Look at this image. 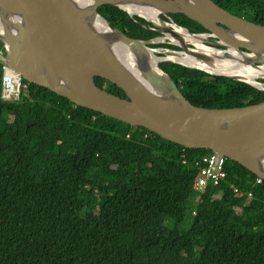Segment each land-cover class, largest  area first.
Here are the masks:
<instances>
[{
	"label": "trees",
	"instance_id": "16d2710c",
	"mask_svg": "<svg viewBox=\"0 0 264 264\" xmlns=\"http://www.w3.org/2000/svg\"><path fill=\"white\" fill-rule=\"evenodd\" d=\"M215 1L264 25V0ZM99 11L131 38L160 34L112 5ZM169 16L189 31L206 30L182 13ZM159 66L195 106L264 100V91L239 80ZM26 83L18 99L0 93V264H264V181L255 174L227 159L220 185L194 191L191 164L210 149L185 148Z\"/></svg>",
	"mask_w": 264,
	"mask_h": 264
},
{
	"label": "water",
	"instance_id": "95a60500",
	"mask_svg": "<svg viewBox=\"0 0 264 264\" xmlns=\"http://www.w3.org/2000/svg\"><path fill=\"white\" fill-rule=\"evenodd\" d=\"M89 1L82 5L75 0H0V40L7 45V65L25 81L46 87L75 105L143 127L185 148L216 151L264 180V100L229 108L193 105L152 62L153 54L145 43L157 40L127 36L99 8L112 5L129 17L148 20L125 5L148 6L158 16L182 13L211 31L222 25L240 40L229 43L246 49L249 60L263 67L264 25L225 11L211 0ZM117 41L133 53L134 68L114 53L112 45ZM202 41L219 44L210 38ZM95 77L117 86L125 97L99 87ZM237 114L243 116L241 123H219Z\"/></svg>",
	"mask_w": 264,
	"mask_h": 264
},
{
	"label": "bare ground",
	"instance_id": "6f19581e",
	"mask_svg": "<svg viewBox=\"0 0 264 264\" xmlns=\"http://www.w3.org/2000/svg\"><path fill=\"white\" fill-rule=\"evenodd\" d=\"M78 4H88L89 0H75ZM125 7L131 11H135L142 14L147 19L157 23L161 29L165 32L166 36L171 39L172 42L178 43L182 47V52L167 56L174 60H179L182 63L193 65L202 69L207 70L211 73H219L223 75L240 76L246 80L253 82L256 77H264V67L253 66L249 60V54L238 53L235 49L234 44H230L229 41L239 42L240 40L232 34L233 32L225 31L219 28H214L213 34H218L223 36L221 40L223 43L229 45L230 57L223 56L222 51L205 45L202 39H206L208 35H198L192 36L185 29L174 26L172 31L167 29L166 23L158 18V11L148 7V6H130L125 5ZM186 44H191V48H187ZM114 53L122 59L126 65L129 67H135L136 59L131 54L124 42L117 41L112 45ZM152 53V51H150ZM153 54V53H152ZM148 60L150 58V53L148 52ZM210 58V61L205 59ZM161 58L152 55V62L158 63ZM150 63V60H149ZM11 79L16 80L14 74H11ZM243 119L242 115H233L229 118H223L219 121L220 124L225 126H235L241 123Z\"/></svg>",
	"mask_w": 264,
	"mask_h": 264
},
{
	"label": "clouds",
	"instance_id": "9594fccd",
	"mask_svg": "<svg viewBox=\"0 0 264 264\" xmlns=\"http://www.w3.org/2000/svg\"><path fill=\"white\" fill-rule=\"evenodd\" d=\"M216 6H218L219 8H221V9H223V10H225V11H229V10H227V9H225L223 6H221L219 3H217L215 0H211ZM100 12V11H99ZM229 12H231V11H229ZM232 13V12H231ZM174 14H176V13H174ZM232 14H234V13H232ZM128 15V14H127ZM234 15H236V14H234ZM134 16H136V15H134ZM186 16V15H185ZM236 16H238V15H236ZM138 17V16H137ZM160 17V18H159ZM239 17H241V16H239ZM139 18H141V17H139ZM158 18L161 20V21H163L164 23H166V25H167V29L169 30V31H172L173 30V28L172 27H170L169 25H168V23L170 22L169 21V19H171L170 18V16H169V14L166 16V15H162V14H160L159 16H158ZM189 18V17H188ZM241 18H244V17H241ZM143 19V18H142ZM244 19H246V18H244ZM144 20H146V19H144ZM192 20V19H191ZM248 20V19H247ZM147 22H150L151 24H152V26L153 27H150L151 29H153V30H157L160 34L158 35V36H156V37H154V38H151V39H154V40H157V41H155V42H147V43H145V46H147L149 49H150V51H152V53L156 56V57H159V58H161V60H159V62H158V65L159 64H161V63H164V62H174V61H171V60H167V56H169V55H172L173 56V54H168V55H166V56H162V53L160 52V51H158V49H161V48H165V50H169V51H171V52H173L174 54H176V53H180V52H182V47H181V45H179L178 43H174V42H172L171 41V39L169 38V37H167L166 36V34H165V32L161 29V27L157 24V23H152L151 22V20H146ZM194 21V20H193ZM253 22V21H252ZM138 23H140V22H138ZM255 23V22H254ZM174 24H175V26H177V27H179V28H182V29H185L189 34L190 33H203L204 35H208V37L207 38H210V39H213L214 41H216V42H218L219 44H210V43H207V42H205V41H203V43L205 44V45H207V46H209V47H212V48H215V49H217V50H220V51H222V55L223 56H227V57H230L231 55H230V52H229V45L228 44H226V43H223L221 40L223 39V36H221V35H218V34H213V31H211V30H209V29H207V28H205L206 30H204L203 32H192V31H189L186 27H184V26H182V25H179V24H177L176 22H174ZM256 24H258V23H256ZM260 25H262V24H260ZM149 28V27H148ZM219 29H222V30H225V31H230V30H228L226 27H224V26H222V25H220V28ZM164 33H163V32ZM164 34H165V36L171 41V42H168L167 40H162L161 38L162 37H164ZM234 34V33H233ZM235 35V34H234ZM236 36V35H235ZM237 37V36H236ZM238 38V37H237ZM140 40V39H139ZM150 40V39H149ZM146 41V40H145ZM240 42V41H239ZM148 43H155V44H163V45H159V46H148L147 44ZM165 43H169V44H173V45H175V46H177L178 47V49H171V48H168V47H165L164 46V44ZM191 46L192 45H189V44H186V47L187 48H191ZM235 49L237 50V52L238 53H244V54H248V51L246 50V49H244V48H242V47H238V46H235ZM6 53H7V45H6V43L4 42V41H2V40H0V62L2 63V66H1V68H2V71H1V80H0V82H1V86H0V93H1V97H3V98H5L4 96H3V93H2V89H3V86H2V78H3V65H5V66H7V70L8 71H11L12 73L11 74H14V76H15V78H16V76L17 77H19L20 78V81H21V87H20V91H19V93H18V95H17V97H13V96H11L10 98H13V99H18L19 97H20V94H21V91L24 89V88H26L27 87V81L26 82H24L25 80L21 77V75L20 74H18L16 71H14L13 69H11L10 67H9V65H7V63H6V61L8 60V57H7V55H6ZM159 53H161V54H159ZM169 59H171V58H169ZM172 60H174V59H172ZM175 63H177V64H179L178 62H175ZM252 63V65L253 66H259V67H261L260 65H258V64H255V63H253V62H251ZM181 65H183V64H181ZM185 66V65H184ZM186 67H189V66H186ZM190 67H194V68H198V69H201V70H203V71H206L207 73H209V74H211V75H220V76H224V77H227V78H231V79H234V80H239V81H242V82H245V83H247V84H249V85H251V86H253V87H255V88H257V89H259V90H262V91H264V77H256V78H254L253 79V82H251V81H249V80H246V79H244L243 77H240V76H232V75H223V74H219V73H211V72H208L207 70H205V69H202V68H199V67H196V66H190ZM161 68V67H160ZM162 69V68H161ZM163 70V69H162ZM167 73V72H166ZM168 74V73H167ZM169 75V74H168ZM170 76V75H169ZM171 77V76H170ZM177 85V84H176ZM178 87V86H177ZM46 88V87H45ZM48 89V88H47ZM10 98H5V99H10ZM213 108H216V107H213ZM211 152H216V151H211ZM210 152V153H211ZM218 153V152H217ZM220 154V153H219ZM222 155V154H221ZM224 156V155H223ZM225 157V156H224ZM226 158V157H225ZM226 160H227V158H226ZM225 163H226V161H225ZM225 171V176H224V178L219 182V184H217V185H220V183L222 182V181H224L225 179H226V177H227V171L226 170H224ZM256 178L257 179H260V182H262V181H264L263 179H261L260 177H257L256 176ZM257 179H256V183H260V182H257ZM210 183V182H209ZM194 190V189H193ZM194 191H198V190H194ZM234 191H236V189L234 188ZM248 193H250V195H248ZM247 193V200H249V198L251 197V192H248Z\"/></svg>",
	"mask_w": 264,
	"mask_h": 264
},
{
	"label": "built area",
	"instance_id": "2783aa9c",
	"mask_svg": "<svg viewBox=\"0 0 264 264\" xmlns=\"http://www.w3.org/2000/svg\"><path fill=\"white\" fill-rule=\"evenodd\" d=\"M168 25L172 28L175 26L172 21ZM11 73V71L7 70V66L3 65L2 93L5 98H10L11 96L17 97L21 87L20 78L16 76V80H12ZM146 136L147 134H145ZM225 161L226 158L217 152L204 154L201 158L195 159L191 165L198 170V174L193 183V189L202 190L207 182L213 183L214 185L219 184L225 176L223 169ZM185 162L186 160H182L183 164ZM257 182H260V179H257Z\"/></svg>",
	"mask_w": 264,
	"mask_h": 264
},
{
	"label": "rangeland",
	"instance_id": "374dc122",
	"mask_svg": "<svg viewBox=\"0 0 264 264\" xmlns=\"http://www.w3.org/2000/svg\"><path fill=\"white\" fill-rule=\"evenodd\" d=\"M261 4V2H259V4L258 5H260ZM247 6V8H246V10L245 11H247L248 13H250L251 11H255L256 9H250L249 8V5H246ZM117 28V27H116ZM163 32V31H162ZM164 33V32H163ZM162 40H167L168 42H171L166 36H165V34H164V37H162L161 38ZM147 45H149V43L147 44ZM150 45H152V44H150ZM189 45H191V44H189ZM158 51H160L161 53H162V56H166V55H168V54H174L173 52H171V51H169V50H165V48H161V49H158ZM161 53H159V54H161ZM175 55H177V56H180L179 54H175ZM170 63H174V64H177V63H175V62H170ZM188 224H189V221L188 220H185L182 224H181V226L184 228V227H187L188 226Z\"/></svg>",
	"mask_w": 264,
	"mask_h": 264
},
{
	"label": "flooded vegetation",
	"instance_id": "af4514ba",
	"mask_svg": "<svg viewBox=\"0 0 264 264\" xmlns=\"http://www.w3.org/2000/svg\"><path fill=\"white\" fill-rule=\"evenodd\" d=\"M169 21H172L174 23V20L173 19H169Z\"/></svg>",
	"mask_w": 264,
	"mask_h": 264
}]
</instances>
